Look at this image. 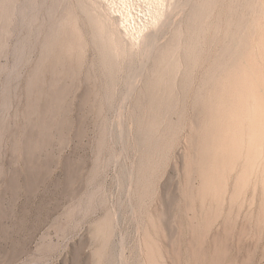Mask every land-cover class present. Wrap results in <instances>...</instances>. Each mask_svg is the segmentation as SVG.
Listing matches in <instances>:
<instances>
[{"label":"rangeland","instance_id":"obj_1","mask_svg":"<svg viewBox=\"0 0 264 264\" xmlns=\"http://www.w3.org/2000/svg\"><path fill=\"white\" fill-rule=\"evenodd\" d=\"M263 31L264 0H0V264H264Z\"/></svg>","mask_w":264,"mask_h":264},{"label":"bare ground","instance_id":"obj_2","mask_svg":"<svg viewBox=\"0 0 264 264\" xmlns=\"http://www.w3.org/2000/svg\"><path fill=\"white\" fill-rule=\"evenodd\" d=\"M261 42L264 45V31L262 33V37H261ZM244 99L243 96L238 95L235 100L238 103H241L242 100ZM239 113H241V106L238 108L237 111V115L239 116ZM201 118V117H200ZM238 121V122H237ZM237 121L231 123V122H227V125L225 127V139H226V144L229 145L230 143V148H235L236 152L240 151V143H241V137L240 134L235 130L234 132H231V129L234 125H236L237 123L239 124V119H237ZM191 135V134H190ZM193 210V209H192ZM205 212V211H204ZM195 213V212H194ZM206 217V216H205ZM204 223V222H203ZM201 225V224H200ZM206 228V227H205ZM190 235V234H189ZM225 236V235H224ZM192 238V237H191ZM200 238V237H199ZM215 239V238H214ZM226 239V238H225ZM216 240V239H215ZM194 241V240H193ZM213 243V242H212ZM219 247V246H218ZM211 249V248H210ZM226 249V248H225ZM212 250V249H211ZM192 251V250H191ZM190 251V252H191ZM199 251V249H198ZM205 252V251H204ZM193 253V251H192ZM197 253V252H196ZM175 255V254H174ZM192 255V254H191ZM234 256V255H233ZM202 257V256H201ZM204 257V255H203ZM233 258V257H232ZM195 259H193L194 261ZM232 261V260H231ZM198 262V261H197ZM229 262V261H228ZM222 263V262H221Z\"/></svg>","mask_w":264,"mask_h":264}]
</instances>
